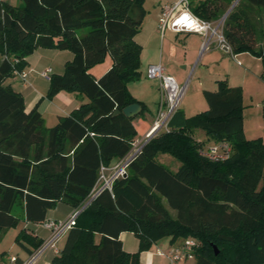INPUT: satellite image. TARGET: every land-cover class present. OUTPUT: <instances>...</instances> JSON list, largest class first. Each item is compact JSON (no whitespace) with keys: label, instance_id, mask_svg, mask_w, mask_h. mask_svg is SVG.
<instances>
[{"label":"trees","instance_id":"obj_1","mask_svg":"<svg viewBox=\"0 0 264 264\" xmlns=\"http://www.w3.org/2000/svg\"><path fill=\"white\" fill-rule=\"evenodd\" d=\"M144 1H0V241L21 221L16 207L26 222L44 224L59 202L73 209L87 203L49 264H139L140 254L163 239L173 245L194 239V264H264V144L246 140L242 89L224 80L216 91H203L205 112L187 117L178 109L168 131L142 147L126 176L89 201L100 167L130 153L138 134L134 121L146 112L126 87L140 78L134 37L146 16ZM257 7L264 13V0H240L222 34L232 54L261 59L264 82V48L257 49L251 11ZM36 49L73 56L61 75L49 77L46 97L67 92L87 100L48 129L37 107L27 112L23 96L4 84L27 68ZM108 56L110 69L94 77L90 70ZM136 103L142 108L137 116L114 115ZM196 130L226 144L229 157H201L202 145L189 136ZM160 155L178 162L177 169L161 163ZM124 232L138 239L137 252L123 250Z\"/></svg>","mask_w":264,"mask_h":264},{"label":"crops","instance_id":"obj_2","mask_svg":"<svg viewBox=\"0 0 264 264\" xmlns=\"http://www.w3.org/2000/svg\"><path fill=\"white\" fill-rule=\"evenodd\" d=\"M147 1L150 4L149 7L144 8L146 16L142 22L141 30L134 37V42L141 47L140 78L127 86L129 94L146 108L143 117L134 121V126L138 133L136 138H142L152 127L162 98L159 82L151 80L147 76V67L149 65L160 64L164 69V74L172 77L181 87L185 86L189 76L191 77L190 88H187L186 91L184 90V99L180 108L185 103V106L188 105L186 93L190 91H192L191 93H195V95H197V90L202 92V94L203 91H216L217 82L225 81L229 78L231 73L230 64H235L240 75L243 77L242 85H244V80L248 76V70L246 68L241 69L242 66L239 60V58H244L247 53L232 54L230 50L222 49L215 39H211L208 45L204 46L206 39L199 34L176 33L170 29L162 32L159 29V21L165 8L173 6L179 0H145L144 3ZM239 1L233 8L232 6L236 0H187V3L190 12L194 16L208 21L216 27L222 21L224 24V21L236 8ZM204 5L205 7H203ZM251 11L255 16H252V20L256 25L255 40L257 49L258 47L262 49L264 48V29L260 34L261 38L259 39L260 43L258 46V11L256 8H252ZM201 16L205 19L201 18ZM72 57V53L69 51L36 49L26 59L28 64L26 70L29 72L26 81H22L17 75L5 81L6 86H9L12 90L23 96L27 112L37 107L44 123L45 121H49L50 126L48 128L55 126L60 118L68 116L72 111L78 109L81 104L87 102L86 98L76 93L67 92H59L51 99H48L46 97L49 89L48 79H46L47 83L41 90L35 86L41 84L40 79L43 77L40 76V73L46 69L51 70L49 76L61 75L64 71L65 63L70 61ZM108 60L106 65L108 69L106 71L104 70L106 68L97 70L105 71L103 73L105 74L111 67L110 58ZM90 73L96 78H100L103 75L101 74V76L97 77L92 73V70H90ZM34 76H37V78ZM233 85L231 86L237 87ZM149 97L153 98L151 105L148 104ZM158 160L169 166L165 162L171 159L166 155H160L158 156ZM118 161L114 160L109 167H113ZM177 167L178 165H175L174 168L171 167L170 169L174 171ZM76 210L78 209H73L67 204L59 202L53 210L48 212L46 222H63ZM20 218L21 221L18 226L6 231L2 239L6 237L16 239L20 234H23L24 237L19 239L22 249L17 250L19 252L15 254L3 252L2 256H0V264H26L30 260L32 261L31 264H49L63 247L64 241L58 242L56 246L58 245L59 247H55L52 251L49 250L51 247H48L37 254L38 249L36 250L33 244L41 242L40 247H42L49 239L51 233L41 223L32 224L26 222L22 216ZM63 238L65 239V235ZM119 240L125 252L135 253L138 251L139 242L132 233H121ZM172 246L173 244L170 243L169 239L158 241L150 248L154 247V250L140 254L139 264H168V259L165 256L159 255L158 251L167 252ZM10 258H15L16 261L11 262Z\"/></svg>","mask_w":264,"mask_h":264},{"label":"built area","instance_id":"obj_3","mask_svg":"<svg viewBox=\"0 0 264 264\" xmlns=\"http://www.w3.org/2000/svg\"><path fill=\"white\" fill-rule=\"evenodd\" d=\"M223 21L216 27L210 22L201 20L194 16L189 8L187 0H179L171 7H166L159 21V29L163 32L170 29L176 33H195L203 36L206 40L204 46L208 45L211 39H215L218 45L225 50H230L222 34ZM51 70L46 69L40 73V76L49 80ZM22 81H26L29 72L24 69L21 72L15 73ZM147 76L151 80L159 82L161 92V102L159 104L158 113L150 130L142 137L136 138L132 143L130 153L123 159H120L113 167H100L99 181L93 189L89 201L95 198L102 190H110L115 180L126 176L127 169L131 161L140 153L142 147L155 135L160 132L168 131V122L173 114L178 110L181 98L183 96L185 86H179L176 81L164 74V69L160 64H151L147 67ZM222 155H217L216 160L224 161L229 157L230 149L227 145H223ZM213 149L212 152H214ZM87 203L72 213L63 222L47 221L43 226L50 231L49 239L37 250V254L42 250L51 247L54 248L57 241L64 236L67 231L75 225L78 214L86 207ZM197 247V242L194 239H186L178 245H173L167 252L158 251L159 255L165 256L168 259V264H177L194 259V249ZM33 260V259H32ZM11 262L15 258H10ZM30 260L26 264H31Z\"/></svg>","mask_w":264,"mask_h":264},{"label":"rangeland","instance_id":"obj_4","mask_svg":"<svg viewBox=\"0 0 264 264\" xmlns=\"http://www.w3.org/2000/svg\"><path fill=\"white\" fill-rule=\"evenodd\" d=\"M1 1L9 5H12V6L22 5L21 0H1ZM149 4H150L149 1L145 2L144 8H147V6L149 7ZM256 9L258 11L257 16H258V46H259V43H260L259 39L261 38L260 34L261 32H263V29H264V13L261 8L257 7ZM252 16L255 17L254 14H252ZM108 59H109V56L106 57V59L102 63L94 66L91 69L92 73L95 76L97 77L101 76V74H103L108 69V67H106L109 61ZM249 59H252V60H249ZM239 60L242 66L241 69L246 68V70H248V76L244 80V85H242L243 77L240 75L235 64H230L231 73L229 75V78L225 81L229 87H232L231 85L234 84L233 86L241 87L242 89V110H241L240 116L242 118L243 133H244L246 140L261 139L262 143L264 144V82L261 80L262 62L259 57L257 58L249 53H247L244 56V58H239ZM97 69H104L105 71H98ZM14 76H16V74ZM34 77L37 78V76H34ZM40 81H41V84H39V86L37 85L35 86L41 90L42 88H44L45 84L47 83V80L41 78ZM132 83L134 82L128 83L126 87ZM190 83H191V77L189 76L188 81L186 82V85H185V91L187 88H190V85H191ZM191 92L192 91L186 93L187 94L186 102L188 105L185 106L186 104L185 103L180 108V106L182 105L183 99H184V94H185L184 92L183 97L181 98V101L178 107V109H181L187 115V117H191L196 114L203 113L207 110V104L205 102L202 92H199V90H197V95ZM152 99H153L152 97H149V102H148L149 105H151ZM48 122L49 121H45L44 123V128L46 129H48V127L50 126ZM189 136L196 143L202 145L198 148V154L201 157L206 158L209 161H215V158L213 157L223 154L224 148H221V147L226 144L215 143L211 140H208L205 137L204 133L198 130L189 133ZM213 149H215L214 152H212ZM167 157L171 159L165 162L169 165L168 167L171 166L174 168L175 165H179L178 162H176L173 158L169 156ZM161 202L167 209L170 217L175 218L176 212L168 208L164 200H162ZM14 213L17 216H22L20 209L17 207L15 208ZM61 238L57 241V243L58 242L60 243V241L65 240L63 236ZM19 242L20 241H16V239L13 237L12 238L6 237L5 239H2L0 241V256H2L3 252L9 253V254H12V253L15 254L19 252L17 250L22 249ZM57 246L55 245L54 248ZM54 248H50L49 250L52 251V249ZM153 248L150 250H154ZM177 264H194V259L186 261V262H180Z\"/></svg>","mask_w":264,"mask_h":264},{"label":"water","instance_id":"obj_5","mask_svg":"<svg viewBox=\"0 0 264 264\" xmlns=\"http://www.w3.org/2000/svg\"><path fill=\"white\" fill-rule=\"evenodd\" d=\"M239 0H236L232 8L237 4ZM142 108L139 104H132L127 107H125L121 112L119 110L114 111V115H118L119 113H122L126 118H132L137 116L141 112ZM215 251V254H217L216 248H213Z\"/></svg>","mask_w":264,"mask_h":264}]
</instances>
